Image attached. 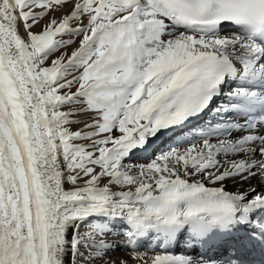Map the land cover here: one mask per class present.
Listing matches in <instances>:
<instances>
[{"label": "snow or ice", "instance_id": "obj_1", "mask_svg": "<svg viewBox=\"0 0 264 264\" xmlns=\"http://www.w3.org/2000/svg\"><path fill=\"white\" fill-rule=\"evenodd\" d=\"M0 264H264V0H0Z\"/></svg>", "mask_w": 264, "mask_h": 264}, {"label": "bare ground", "instance_id": "obj_2", "mask_svg": "<svg viewBox=\"0 0 264 264\" xmlns=\"http://www.w3.org/2000/svg\"><path fill=\"white\" fill-rule=\"evenodd\" d=\"M187 131H188V130L186 129V130H185V133H187ZM179 138H180V137L177 136V137H174L172 140H166L164 146L167 147V145H168V144H171V143L173 142L174 139H179ZM139 162H145V161H139Z\"/></svg>", "mask_w": 264, "mask_h": 264}, {"label": "rangeland", "instance_id": "obj_3", "mask_svg": "<svg viewBox=\"0 0 264 264\" xmlns=\"http://www.w3.org/2000/svg\"><path fill=\"white\" fill-rule=\"evenodd\" d=\"M173 143V142H172ZM139 161H143V160H137V162H139Z\"/></svg>", "mask_w": 264, "mask_h": 264}]
</instances>
